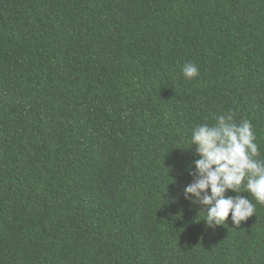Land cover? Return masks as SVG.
<instances>
[{"label": "trees", "instance_id": "1", "mask_svg": "<svg viewBox=\"0 0 264 264\" xmlns=\"http://www.w3.org/2000/svg\"><path fill=\"white\" fill-rule=\"evenodd\" d=\"M229 110L264 159V0H0V264H264L183 195Z\"/></svg>", "mask_w": 264, "mask_h": 264}, {"label": "clouds", "instance_id": "2", "mask_svg": "<svg viewBox=\"0 0 264 264\" xmlns=\"http://www.w3.org/2000/svg\"><path fill=\"white\" fill-rule=\"evenodd\" d=\"M182 74L185 79H195L199 68L185 63ZM190 146L198 158L190 172L193 182L183 195L204 210L206 226H223L231 214L232 224L239 227L255 215L257 204L264 205V159L252 122L244 118L237 122L230 110L218 114L214 122L194 127ZM229 191L245 192L248 197L227 195Z\"/></svg>", "mask_w": 264, "mask_h": 264}]
</instances>
